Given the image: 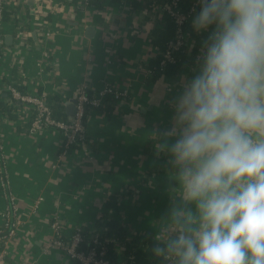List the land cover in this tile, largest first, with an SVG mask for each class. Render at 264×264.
Listing matches in <instances>:
<instances>
[{
  "label": "crops",
  "instance_id": "crops-1",
  "mask_svg": "<svg viewBox=\"0 0 264 264\" xmlns=\"http://www.w3.org/2000/svg\"><path fill=\"white\" fill-rule=\"evenodd\" d=\"M160 3L10 0L13 17L10 10L0 45V102L14 116L0 113V235L10 264H73L45 249L55 218L68 235L115 221L127 239L145 237L152 248L176 184L154 133L171 126L170 102L197 63L189 52L175 76L153 79L149 66L162 52L152 34L162 25ZM17 22L25 23L22 33ZM7 85L56 98L67 119L81 88L89 96L106 89L127 96L89 108L85 147L64 150L53 130L28 133L27 107L9 104Z\"/></svg>",
  "mask_w": 264,
  "mask_h": 264
},
{
  "label": "clouds",
  "instance_id": "clouds-1",
  "mask_svg": "<svg viewBox=\"0 0 264 264\" xmlns=\"http://www.w3.org/2000/svg\"><path fill=\"white\" fill-rule=\"evenodd\" d=\"M193 75L156 129L176 181L151 252L162 264H264V0H198Z\"/></svg>",
  "mask_w": 264,
  "mask_h": 264
},
{
  "label": "built area",
  "instance_id": "built-area-1",
  "mask_svg": "<svg viewBox=\"0 0 264 264\" xmlns=\"http://www.w3.org/2000/svg\"><path fill=\"white\" fill-rule=\"evenodd\" d=\"M159 1L161 2L159 7L160 20L163 21L164 17H168L175 26L173 38L166 43L164 50L160 53V66L163 67L167 64H173L176 61V53L188 51L189 47L195 43V40L191 37L192 31H194L191 21L198 13L199 4L198 0H194L185 11H182L180 8L181 0ZM5 7L11 10L13 17V7L10 5V0H0V45L2 43L1 31L5 24L2 21ZM24 25L25 23L20 24L17 22V32L20 31L22 33ZM200 33L205 37L209 34V32ZM44 55L45 53H43ZM6 91L10 94V105L20 103L27 107L29 116L28 133L34 135L44 130H53L62 136L61 142L64 150H69L73 147H85V118L89 107H99L107 94L114 96L115 99H122L127 96L126 91L117 92L112 89H106L103 93L89 96L85 89L81 88L75 95L73 116L66 121H61L52 117L43 93L34 91L22 94L12 85H7ZM18 224V222H15L12 225L9 236H13ZM50 232L51 237L46 245V251H59L73 264H137L133 254H130L127 258L124 257L123 242L119 238H102L94 231L85 235L78 228L68 235L64 232V228L57 218L52 221ZM6 239V236L0 235V245L6 243ZM133 240L134 238H126L127 242H132ZM112 256H115L114 261ZM0 264H10L2 250H0ZM159 264H162V261Z\"/></svg>",
  "mask_w": 264,
  "mask_h": 264
},
{
  "label": "trees",
  "instance_id": "trees-1",
  "mask_svg": "<svg viewBox=\"0 0 264 264\" xmlns=\"http://www.w3.org/2000/svg\"><path fill=\"white\" fill-rule=\"evenodd\" d=\"M78 0H71V3H75ZM194 0H181L180 8L182 11H185L190 3ZM199 9V8H198ZM199 12V10H198ZM10 9L5 7L3 12L2 21L7 23L9 21ZM161 28L155 29L153 31L154 37V44L160 51H163L165 48L166 43H168L174 36L175 26L173 22L168 18L164 17L163 21L161 22ZM203 34L196 33L192 31L191 37L195 40V43L189 47V50L186 52H178L175 55L176 61L173 64H167L163 67L160 66L161 57H158L156 61H154L150 66L149 70L152 73L153 79L157 78H170L175 76L181 69V67L187 63L184 61L187 58L189 52L192 57H198L201 52V41L202 39L205 40L206 37ZM202 38V39H201ZM193 59V58H192ZM20 93L25 94L28 93L25 91L26 89L22 88L21 86L15 87ZM105 102H109L112 104L113 97L110 94L105 95L104 97ZM45 102L48 108L51 110L52 117L56 120L66 121L67 117L65 115L63 107L59 104L58 100L52 96H45ZM90 108V107H89ZM89 108L87 110H89ZM0 113L7 114L11 119L14 118L12 116V109L7 107L6 104L0 102ZM29 128V125H28ZM62 139V136H61ZM110 207L115 208L114 203L108 204ZM106 229V231H104ZM94 232L98 233L100 237L106 238H119L123 242V255L124 257H128L130 254L135 256V260L137 264H159L161 260L157 259L153 256L151 252V248L147 244V240L145 237L135 238L132 242L126 241V233L124 229L115 221H107L102 220L95 223ZM85 234V233H84ZM86 235V234H85ZM1 250V245H0ZM113 261L115 260V256H112Z\"/></svg>",
  "mask_w": 264,
  "mask_h": 264
},
{
  "label": "water",
  "instance_id": "water-1",
  "mask_svg": "<svg viewBox=\"0 0 264 264\" xmlns=\"http://www.w3.org/2000/svg\"><path fill=\"white\" fill-rule=\"evenodd\" d=\"M6 40H8V42H10L11 41V38H7ZM74 105H75V96H74V99H73L72 103L66 108V113L68 115H70V118L74 114Z\"/></svg>",
  "mask_w": 264,
  "mask_h": 264
}]
</instances>
